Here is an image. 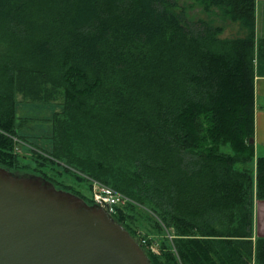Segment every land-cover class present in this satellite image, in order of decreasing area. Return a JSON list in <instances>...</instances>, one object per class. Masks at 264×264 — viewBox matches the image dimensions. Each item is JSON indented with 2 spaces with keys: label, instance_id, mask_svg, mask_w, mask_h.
<instances>
[{
  "label": "trees",
  "instance_id": "1",
  "mask_svg": "<svg viewBox=\"0 0 264 264\" xmlns=\"http://www.w3.org/2000/svg\"><path fill=\"white\" fill-rule=\"evenodd\" d=\"M194 1L243 34L223 37L179 0H0V165L29 168L19 147L44 139V154L29 144L40 165L65 163L135 199L112 215L154 264H264L257 0ZM22 102L59 107L49 135L25 131L36 118ZM135 210L173 239L131 228Z\"/></svg>",
  "mask_w": 264,
  "mask_h": 264
},
{
  "label": "water",
  "instance_id": "2",
  "mask_svg": "<svg viewBox=\"0 0 264 264\" xmlns=\"http://www.w3.org/2000/svg\"><path fill=\"white\" fill-rule=\"evenodd\" d=\"M0 264H154L102 205L0 166Z\"/></svg>",
  "mask_w": 264,
  "mask_h": 264
},
{
  "label": "rangeland",
  "instance_id": "3",
  "mask_svg": "<svg viewBox=\"0 0 264 264\" xmlns=\"http://www.w3.org/2000/svg\"><path fill=\"white\" fill-rule=\"evenodd\" d=\"M179 6L180 8L186 9L187 13L189 14V18H210L213 17L216 23L223 24L225 26V31L223 32V37H235L243 34V31L240 27V24L237 22H232L229 19L222 18L219 14H210L203 10V8L197 4L194 0H179ZM23 95L19 94V99L22 100ZM63 98L59 96L55 103L62 101ZM55 109H59V107H56L55 104L53 105H40L36 103H29V102H22L19 107V112L21 115L26 116H32L35 117V121H26V123L29 126V128H26V132L29 131V129L35 134V135H49L52 131V124L49 121V118L52 117V113ZM24 132V131H23ZM33 136V135H31ZM30 139L36 143H32L30 145L33 146V144L40 147L37 151L41 152V154H44L46 149L51 150V145L46 142L44 139L43 141L36 137H30ZM29 144H25L24 146H20L18 151L22 155L26 156L23 159V162L31 164L29 168L24 167L22 164L20 165L21 168H18L15 171L16 174L19 175H39L45 178L46 180L51 181L58 189L67 190L70 192H73L79 196H81L84 199H87L88 202L93 197V191L95 190V186H110L120 192L123 197V203L122 206L125 205L128 202L137 203L135 199L132 197H129L127 194L122 192L121 190L113 187L112 185L101 181L100 179L89 175L87 173L81 172L77 170L76 168L69 166L65 163H52L46 160H42L45 162V165H40L39 162H36L34 160V153L32 150V147ZM37 149V148H36ZM1 167H5L0 165ZM65 167H69L71 170L75 171L78 175L82 176V178H78L75 175L69 174L65 170ZM7 168V167H5ZM9 169V168H7ZM11 170V169H9ZM13 171V170H11ZM13 171V172H14ZM89 203V202H88ZM148 209V208H145ZM135 218H131L128 220V224L131 228H136L139 231H142L146 234H149L150 237L156 238L158 241L164 238L166 235L165 233L160 232L155 225L153 224L150 213L148 212H140L135 210ZM152 213V212H151ZM124 225V224H123ZM125 226V225H124ZM126 227V226H125ZM127 228V227H126ZM128 229V228H127ZM129 230V229H128ZM130 231V230H129ZM171 240L173 239V235L168 233L167 236ZM161 238V239H160Z\"/></svg>",
  "mask_w": 264,
  "mask_h": 264
},
{
  "label": "crops",
  "instance_id": "4",
  "mask_svg": "<svg viewBox=\"0 0 264 264\" xmlns=\"http://www.w3.org/2000/svg\"><path fill=\"white\" fill-rule=\"evenodd\" d=\"M257 35L264 37V0H257ZM256 131L254 142L257 155H264V75L256 77ZM256 155V156H257ZM257 171V157L253 161ZM264 236V200L254 203V237Z\"/></svg>",
  "mask_w": 264,
  "mask_h": 264
},
{
  "label": "built area",
  "instance_id": "5",
  "mask_svg": "<svg viewBox=\"0 0 264 264\" xmlns=\"http://www.w3.org/2000/svg\"><path fill=\"white\" fill-rule=\"evenodd\" d=\"M93 193L94 203L104 206L111 214L115 213L117 207L124 201L120 192L107 185L95 186Z\"/></svg>",
  "mask_w": 264,
  "mask_h": 264
}]
</instances>
